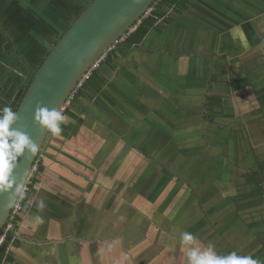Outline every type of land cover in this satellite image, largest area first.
<instances>
[{
	"label": "rangeland",
	"instance_id": "374dc122",
	"mask_svg": "<svg viewBox=\"0 0 264 264\" xmlns=\"http://www.w3.org/2000/svg\"><path fill=\"white\" fill-rule=\"evenodd\" d=\"M189 1V11L168 10L171 24L160 20L162 37L186 39L190 27L196 28L197 42L183 49L182 60L174 57L173 47L164 42L162 51L151 38L143 48L161 54L164 61L150 53L159 62L150 61L138 73L137 86H143H136V62L125 56L133 72L123 92L114 91L115 83L107 81L113 83L103 88L109 103L86 90L72 107L81 122L65 117L61 135L49 133L34 191L28 184L34 210L26 214L28 229L20 233L24 240L12 264H186L187 246L180 243L184 232L195 236L194 247L201 251L211 246L217 256L235 253L264 264L261 232L248 229L254 221L261 225L264 202L261 213L256 207L239 216L229 204L230 196L244 192L238 189L240 174L255 167L256 158L264 164V113L252 94L264 78V5L258 6L263 34L247 35V46L228 55L220 25L229 20L232 4ZM78 6V0H0L1 87L25 82V73L38 66ZM193 59L215 61L217 71L227 69L240 81L211 82L203 63V72H196ZM110 66L108 60L102 70ZM110 74L118 77L114 69ZM213 93L221 96L216 108L222 112L216 120L220 129L205 115L206 97ZM6 101L0 91V108L12 106L14 100ZM182 127L168 142L166 134ZM179 134L189 141L188 147L182 146ZM41 199L43 211L37 208ZM36 216L43 222L36 224ZM25 252L36 255L25 257Z\"/></svg>",
	"mask_w": 264,
	"mask_h": 264
},
{
	"label": "water",
	"instance_id": "95a60500",
	"mask_svg": "<svg viewBox=\"0 0 264 264\" xmlns=\"http://www.w3.org/2000/svg\"><path fill=\"white\" fill-rule=\"evenodd\" d=\"M155 0H91L56 38L32 78L14 112L13 128L27 134L38 145L32 157L25 153L14 163L19 180L31 174L50 133L35 121L38 107L62 112L65 102L91 67L100 62L118 41L132 32ZM7 193L0 195V236L13 207L3 208Z\"/></svg>",
	"mask_w": 264,
	"mask_h": 264
},
{
	"label": "trees",
	"instance_id": "16d2710c",
	"mask_svg": "<svg viewBox=\"0 0 264 264\" xmlns=\"http://www.w3.org/2000/svg\"><path fill=\"white\" fill-rule=\"evenodd\" d=\"M91 1V0H89ZM88 1V2H89ZM83 3L82 1L78 0L79 6L75 9L74 16L75 18L79 12L84 8V6L88 3ZM190 7V1L189 0H155L153 4L151 5V11L149 14L145 15L144 17L141 18L140 22L137 24L135 29L126 35V37L117 43L115 47L107 53L105 56V59L101 64L107 63L108 60L111 62L110 68H115V64L113 62L116 52V46H123L125 48H132V47H140L142 44L144 38L149 34V32L154 31L155 33H162L164 30V26L162 23H168L171 24L173 22V16L170 15V12H168L169 9H172V11L180 13L184 12L186 9ZM160 20H162L160 22ZM59 22V21H58ZM72 22V21H71ZM55 40L53 41L54 44ZM52 44V45H53ZM43 58L41 59V61ZM39 62V64L41 63ZM113 62V64H112ZM38 64V65H39ZM100 64V65H101ZM37 68V67H36ZM33 68L29 70V72L25 73V82L23 83H17V80L14 81L13 84H9L7 88H3L0 85V91L3 96L6 97L8 103L10 101L15 102V105L18 104L19 101L17 99H21L22 95L24 94L28 83L30 82L32 78V72L36 69ZM30 69V68H29ZM23 77V78H24ZM105 79L101 76V70L100 68L94 70L90 77L83 83L82 87L75 93L74 98L70 105L65 108L63 115L65 117H70V119H73L75 121L81 122V117L76 113L73 112L72 107L77 106V99L79 96H83L85 94L86 90H91L97 94H100L102 97L107 100V102L111 103L110 98L106 95L104 91V86H105ZM253 97L257 103V106L261 108V111L264 113V87L259 88L257 90H253ZM207 101L205 104V115L207 116V119L209 120V123L213 124L215 123L216 128L220 129L222 128L221 125H218V122L216 121L217 118L221 115V111L216 109L218 107V101L221 99V96L218 94H212L208 95L206 97ZM12 107V106H10ZM183 130L182 128H176L173 133L172 131L169 132V134H166L168 138V142H171L172 139L175 140V132ZM179 137L183 139V147H188L187 145L189 144V141H184V137L179 134ZM41 154H39L40 156ZM38 156V157H39ZM36 159L35 164H37V169L36 172L33 170L31 172V177H30V189L31 191H34L35 186L34 184L39 181V172L43 170V164H42V158ZM39 171V172H38ZM38 173V174H37ZM240 177L243 178V183L241 184V187L239 186L238 189L240 190L241 188L245 192V189H247V186L250 188L249 193L244 194L243 193H237L239 196L229 197V204H233V207L236 208V216H239V213L242 211L252 209V208H258L255 211L257 213H261V210L259 207L261 206L262 202H264V164H262L261 160L259 158H256V166L253 168H249L248 171L242 172L240 174ZM236 183H238V179L234 180ZM196 195L195 192H193L190 196ZM193 201V200H191ZM29 210V211H28ZM34 210V207H32L29 203V197L27 196L25 200L22 203V208L14 215L10 221H12L13 227L8 230L5 234V237L0 244V264H12L15 260V256L17 250L22 247V239L20 237V233H26L28 227L26 226V214L31 213ZM264 211V210H263ZM262 216L264 215V212H262ZM241 215V214H240ZM241 219V217H240ZM240 225L243 222L241 219L240 221H237ZM236 222H234L235 227H240L238 226ZM242 229V227H241ZM247 229V225H246ZM250 231L252 232L253 229L256 231L261 232V239L264 240V218H261V225H256V222L254 221L253 224H249ZM263 248H264V242H263ZM262 248V249H263ZM26 249V248H25ZM27 252L30 251L28 248L26 250ZM25 252L24 254H27ZM38 254V253H37ZM36 255V254H35ZM34 255V256H35ZM33 256V257H34Z\"/></svg>",
	"mask_w": 264,
	"mask_h": 264
},
{
	"label": "crops",
	"instance_id": "0c3cea01",
	"mask_svg": "<svg viewBox=\"0 0 264 264\" xmlns=\"http://www.w3.org/2000/svg\"><path fill=\"white\" fill-rule=\"evenodd\" d=\"M216 1L217 0H204V3H205V5L209 6V5H214L215 3H217ZM256 3H257V5H254L253 0H229L228 4H232L231 6L234 9H233V11H230V9H229V11H230V12L228 11V14L230 16L229 20H227V18H225L220 25L223 29V32H221V35H220L221 40L223 39V36H224V40H223L224 45L229 50V51L224 50L226 53L231 52L230 50H233V49H236L239 47H246L247 41H248L246 39V36L249 35L251 38L252 35L256 31L261 32V19H262L261 15H260L261 7L259 8L258 6L264 5V0H256ZM191 9H192V7L190 6L185 11H189ZM194 20L195 19H193L192 21H194ZM214 23L217 24V22H215V17H214ZM214 23H212L213 26H215ZM178 25H179V23H178ZM175 26H177V25H175ZM219 27L218 26L212 27V28H210V30L215 29L214 31H216V29H218ZM190 28H191V30H190L191 34H188L189 36H186V39L182 38V40H180V38L176 35L170 36V35L165 34V36L162 37L164 31H162V33L156 32V35H155L154 31H151L144 38L140 47L125 48V47L120 46V45L116 46V52H115L116 56L114 57L115 68H113V69L115 70V74L116 75L118 74L119 78L117 76L111 77L110 73L112 71V68H110L109 70L103 71L102 70V64H101L100 65L101 76L105 79L106 85H111V84L113 85L112 82H107V81H113L115 83L113 90L116 92L122 93L123 92V86H125L131 82L130 77L132 76L131 72H133V71L131 70V68L129 66L130 62H134V61L136 62V65H134L136 70L133 73H135L134 78L136 80V86H137L138 82H139L138 73L144 71L146 66H148L150 61L151 62L154 60H156L157 62H159V60L161 62L164 61L163 58L161 57V54H159L157 52H155V54H154L152 52V50H150V49L147 50V49L143 48V46L145 44L146 45L144 47H146L148 45L147 43H149L151 38H152V42L155 43V41H156L157 47L162 51H165V49H161L160 46L164 42L166 43L167 46L173 47L174 48V53H173L174 57L182 60V57H181L182 54L181 53L182 52L185 53V51H186V50L183 51V49H186L187 46L188 47L192 46V44L197 39L195 37H198V35H196L195 32H193V29H196V28L194 26H191ZM177 29H179L178 26H177ZM231 31H235L236 35L230 36ZM259 34L261 36V34H263V33L261 32ZM210 43H211V41H210ZM194 45H196V44H194ZM150 53H153L156 57H160V59L158 60L156 57H152L150 55ZM229 54L230 53H228V55ZM125 56L128 57L131 61L129 62L128 60H126ZM183 60H185L184 57H183ZM168 61H172V60H168ZM192 61H193L192 66H194V69L196 70L197 73H202L203 67L205 66V68H206V70L210 76L209 81L215 82V83H217V82L232 83L233 82V84H235L234 81L236 80L237 75L229 74L228 72H226L227 69L224 71H221V72L217 71L215 68V61L210 60V61H207L205 63H203V61H201V60H196V59H193ZM200 63H203V67H202V64L200 65ZM112 64H113V62H112ZM263 66H264V62H263ZM262 70H264L263 67H261V71ZM242 75H244L243 72H242ZM184 78H185L184 76H181V81ZM119 79H120V81H119ZM236 81H240V80L237 79ZM263 81H264V78H261V88L264 87ZM143 85L141 84L139 86L141 87ZM139 86H137V88ZM246 86H248V83ZM235 87H237V86H234V88ZM236 92L241 93V89H237ZM213 94H215V93H213ZM252 94H253V91H252ZM120 97H121V95H120ZM11 104L13 107L14 102H12ZM61 128H63L62 125H61ZM31 243L32 242H28L26 244L29 245ZM25 248L28 249L27 246H25ZM32 255H35V253L29 252V254H25V257L29 256V258H30V257H32Z\"/></svg>",
	"mask_w": 264,
	"mask_h": 264
},
{
	"label": "clouds",
	"instance_id": "9594fccd",
	"mask_svg": "<svg viewBox=\"0 0 264 264\" xmlns=\"http://www.w3.org/2000/svg\"><path fill=\"white\" fill-rule=\"evenodd\" d=\"M150 11L151 7L144 16L149 14ZM104 59L99 62V67ZM17 101H20V99H17ZM65 108L63 107L61 112L57 109L49 110L47 107H38L34 117L35 121L42 128L50 131L53 136L58 137L62 133L61 124L65 122V116L63 115ZM17 120L18 115L10 106L0 108V195L8 194L7 199L4 201V209L11 208L18 201L23 200L27 190L26 184L29 178L25 175L18 180L13 175V169L16 166L14 162L25 153L26 149L29 158L38 151V145L27 134L13 128ZM37 208L40 211L46 208L43 199L37 203ZM35 222L36 224L42 223V217L36 216ZM195 242L196 238L192 233L184 232L180 236V243L187 246L186 264H259L258 261L253 260L251 257H238L235 253L226 257L217 256L211 246L207 250L201 251L199 248L194 247ZM111 247V245H108L109 250H111Z\"/></svg>",
	"mask_w": 264,
	"mask_h": 264
},
{
	"label": "built area",
	"instance_id": "2783aa9c",
	"mask_svg": "<svg viewBox=\"0 0 264 264\" xmlns=\"http://www.w3.org/2000/svg\"><path fill=\"white\" fill-rule=\"evenodd\" d=\"M120 41H121V40H120ZM118 42H119V41H118ZM98 67H99V62L95 63V64L91 67V69L88 70V71L85 73L83 79L80 80V81L78 82V84H77L76 87L73 89L72 93L70 94L69 99L65 102V104H64V106H63L64 108L67 107V106L69 105L70 101L74 98L75 93H76V92L82 87L83 83H84V82L90 77V75L92 74V72H93L95 69H97ZM30 177H31V174L29 175V177H28L29 180H28V182H27V184H26V189H27V190H26L25 198L27 197L28 184H30ZM25 198H24L23 200L18 201V202L16 203V205L13 207V210H12V213H11V215H10L9 220L12 219V218L14 217V215H15L16 213H18V211L22 208V203H23V201L25 200ZM12 227H13V225H12V221H9V222L6 224V226L4 227V230H3V232H2V234H1V236H0V244H1L2 241H3L6 232H7L8 230H10Z\"/></svg>",
	"mask_w": 264,
	"mask_h": 264
},
{
	"label": "flooded vegetation",
	"instance_id": "af4514ba",
	"mask_svg": "<svg viewBox=\"0 0 264 264\" xmlns=\"http://www.w3.org/2000/svg\"><path fill=\"white\" fill-rule=\"evenodd\" d=\"M17 105H18V104H17ZM17 105H15V102H14L13 107L16 109ZM39 157H40V156H39ZM39 157H38V158H39ZM86 157H87V156H86Z\"/></svg>",
	"mask_w": 264,
	"mask_h": 264
}]
</instances>
